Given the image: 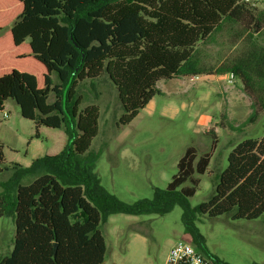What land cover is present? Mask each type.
Segmentation results:
<instances>
[{
    "label": "trees",
    "instance_id": "trees-1",
    "mask_svg": "<svg viewBox=\"0 0 264 264\" xmlns=\"http://www.w3.org/2000/svg\"><path fill=\"white\" fill-rule=\"evenodd\" d=\"M4 1L16 12L13 45L29 41V55L18 58H31L40 75L2 71L0 113L13 100L37 131L63 129L68 143L60 154L38 158L30 167L14 165L2 184L0 219H11L16 231L13 251L0 264H103L107 246L100 228L110 216H164L178 206L193 245L216 264H228L210 254L194 222L198 215L248 221L264 216V136L235 147L208 202L193 208L190 199L200 185L194 176L207 173L217 148V127L242 132L264 111V46L258 41L264 38V10L244 0ZM226 31L235 43L246 39V49L207 65L200 47L216 43ZM105 74L123 106L121 126L163 95L158 82L176 77L239 78L253 99V112L240 126L221 123L205 130L211 150L198 159L196 148H188L167 189L130 205L108 192L96 173L99 155L90 149L99 133V107L81 109V84ZM188 182L191 186L182 188Z\"/></svg>",
    "mask_w": 264,
    "mask_h": 264
},
{
    "label": "rangeland",
    "instance_id": "rangeland-1",
    "mask_svg": "<svg viewBox=\"0 0 264 264\" xmlns=\"http://www.w3.org/2000/svg\"><path fill=\"white\" fill-rule=\"evenodd\" d=\"M259 8L264 10V0ZM14 12L11 4L0 0V77L2 71L6 74L13 69L40 75L39 66L31 58H18L29 55L30 47L29 41L20 48L13 45ZM258 41L264 46V38ZM234 43L226 31L217 37L216 43L201 46L205 63L217 66L247 47L246 39ZM157 87L163 95H156L127 126L118 125L124 110L118 90L106 74L84 82L79 89L84 98L82 110L90 105L100 109L99 133L90 149V154L99 155L96 173L108 192L130 205L152 200L157 189H167L188 148H196L198 159L208 153L212 138L205 130L221 123L240 126L253 112V99L245 93L243 82L230 74L200 76L195 80L176 77L161 80ZM54 99L50 95L49 103ZM4 111L8 117L3 118L0 113V147L4 155L0 163V193L2 184L12 176L14 165L30 167L38 158L60 154L68 143L63 129L40 127L37 131L35 122L23 118L13 100L6 102ZM217 132L219 142L207 173L194 176L200 185L190 199L193 208L208 202L215 194L219 176L227 168L228 157L235 147L247 139L264 136V111L242 132L221 126ZM190 186L188 182L182 188ZM183 214L184 210L178 206L164 216H110L100 228L107 246L103 264H165L177 243L194 244ZM194 226L205 238L210 254L221 261L264 264V216L248 221L232 220L228 215L214 219L198 215ZM15 231L11 219H0V260L12 253Z\"/></svg>",
    "mask_w": 264,
    "mask_h": 264
},
{
    "label": "built area",
    "instance_id": "built-area-1",
    "mask_svg": "<svg viewBox=\"0 0 264 264\" xmlns=\"http://www.w3.org/2000/svg\"><path fill=\"white\" fill-rule=\"evenodd\" d=\"M261 0H244L246 4L258 8ZM231 78H234L231 75ZM230 83L232 81L230 80ZM3 118L8 117V113L3 111ZM165 264H216L215 261L200 251L191 242L177 243L169 253Z\"/></svg>",
    "mask_w": 264,
    "mask_h": 264
},
{
    "label": "crops",
    "instance_id": "crops-1",
    "mask_svg": "<svg viewBox=\"0 0 264 264\" xmlns=\"http://www.w3.org/2000/svg\"><path fill=\"white\" fill-rule=\"evenodd\" d=\"M258 9L261 10V8H259L258 6ZM193 80L197 79V77H191ZM189 91V90H188ZM188 93V92H187Z\"/></svg>",
    "mask_w": 264,
    "mask_h": 264
}]
</instances>
